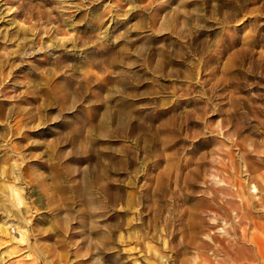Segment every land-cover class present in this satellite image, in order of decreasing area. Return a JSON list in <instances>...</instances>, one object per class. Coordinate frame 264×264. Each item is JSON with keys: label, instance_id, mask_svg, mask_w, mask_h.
<instances>
[{"label": "rangeland", "instance_id": "1", "mask_svg": "<svg viewBox=\"0 0 264 264\" xmlns=\"http://www.w3.org/2000/svg\"><path fill=\"white\" fill-rule=\"evenodd\" d=\"M0 264H264V0H0Z\"/></svg>", "mask_w": 264, "mask_h": 264}]
</instances>
